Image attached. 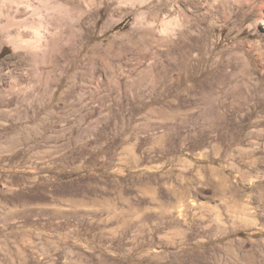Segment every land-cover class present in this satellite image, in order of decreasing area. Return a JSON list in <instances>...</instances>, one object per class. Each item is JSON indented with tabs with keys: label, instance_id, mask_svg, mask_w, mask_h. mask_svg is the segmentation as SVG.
<instances>
[{
	"label": "rangeland",
	"instance_id": "374dc122",
	"mask_svg": "<svg viewBox=\"0 0 264 264\" xmlns=\"http://www.w3.org/2000/svg\"><path fill=\"white\" fill-rule=\"evenodd\" d=\"M192 2L0 0V264H264V0Z\"/></svg>",
	"mask_w": 264,
	"mask_h": 264
},
{
	"label": "clouds",
	"instance_id": "9594fccd",
	"mask_svg": "<svg viewBox=\"0 0 264 264\" xmlns=\"http://www.w3.org/2000/svg\"><path fill=\"white\" fill-rule=\"evenodd\" d=\"M142 4L150 3V0H140ZM32 7L41 9V14L31 21L33 27L28 29L31 32L32 38H43L56 33L67 31L70 28H75L79 23V9L74 6L73 0H33L32 6L27 10L31 13ZM145 19L147 13H145ZM0 19H4L3 13L0 12ZM164 31L161 33L165 36H176L182 32L186 25L179 17H163ZM147 27H154L149 21ZM15 29L9 28L7 33L3 31V26L0 25V42H7L12 38ZM21 39H24L21 32Z\"/></svg>",
	"mask_w": 264,
	"mask_h": 264
},
{
	"label": "bare ground",
	"instance_id": "6f19581e",
	"mask_svg": "<svg viewBox=\"0 0 264 264\" xmlns=\"http://www.w3.org/2000/svg\"><path fill=\"white\" fill-rule=\"evenodd\" d=\"M3 1V3L5 2V0H2ZM13 1V0H12ZM189 1V3H193L194 4V2H192V0H188ZM194 1V0H193ZM200 1V0H199ZM235 1H237V0H235ZM185 2V1H184ZM198 2V1H197ZM180 3V2H179ZM197 4V3H196ZM8 10V13L10 12V14H11V12H12V10L11 11H9V8L7 9ZM21 14H23V12H21ZM179 14H182L186 19L188 18V15L186 14V12H184V13H180L179 12ZM10 16V15H9ZM24 25V24H23ZM22 26V25H21ZM25 26V25H24ZM19 33L20 34H17V38L19 39L20 38V35H21V32L19 31ZM64 33H66L65 31H64ZM61 37V35H56V36H54V38L56 39V38H60ZM53 38V39H54Z\"/></svg>",
	"mask_w": 264,
	"mask_h": 264
}]
</instances>
